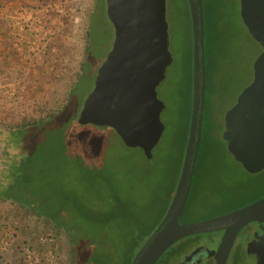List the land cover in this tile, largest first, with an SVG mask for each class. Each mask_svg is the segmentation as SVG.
Returning <instances> with one entry per match:
<instances>
[{"label":"rangeland","instance_id":"rangeland-1","mask_svg":"<svg viewBox=\"0 0 264 264\" xmlns=\"http://www.w3.org/2000/svg\"><path fill=\"white\" fill-rule=\"evenodd\" d=\"M32 1L0 0V19L4 15L11 18L0 46V65L8 63L0 74V104L3 98L25 97L41 102L55 90L61 93L72 82L82 61V37L89 29L86 17L94 0H35L31 4ZM98 2L86 66L77 88L55 116L27 129L20 148L10 145L9 151L11 159L22 156L18 162L24 163L21 171L26 173L27 190L24 201H20L40 212L41 219L55 220L64 230L76 232L81 247L78 264H125L128 249H124L121 239H128L130 225L122 216L117 218L115 210L120 213V209L114 199L119 198L124 209L146 221L147 229L174 196L188 135L192 35L187 0H166L171 62L156 87V99L163 105L159 114L163 132L148 159L140 149L127 148L122 143L120 135L128 128L119 122L118 112L108 121L115 123L116 128L80 122L94 79L110 54L117 33L107 18L104 0ZM202 3L205 114L191 192L180 220L183 224L210 219L264 197V170L248 174L222 143L224 116L251 83L253 63L261 47L241 21L238 0ZM130 14L119 25L126 24ZM1 150L0 143V154ZM88 209L100 213L102 218L115 216L114 222L91 227L83 220L88 217ZM41 219L17 206L0 204V264H30L26 262L27 255L31 264H45L47 250L54 248L53 241L48 240L52 237L50 226ZM211 235L177 242L157 264L166 263L168 255L175 254L182 243L193 239L207 241ZM60 240L55 259L48 264H69V238L61 233ZM191 250L184 249L183 254ZM233 254L234 250L229 263ZM182 255L170 264H176ZM180 264H186L185 259Z\"/></svg>","mask_w":264,"mask_h":264},{"label":"water","instance_id":"water-1","mask_svg":"<svg viewBox=\"0 0 264 264\" xmlns=\"http://www.w3.org/2000/svg\"><path fill=\"white\" fill-rule=\"evenodd\" d=\"M106 1L108 6L116 2L125 7L117 14L113 48L97 72L94 88L86 100L80 122L93 123L106 129L107 121L104 118L97 121V116L89 114L90 108H94L91 113L105 117L111 103L121 97L120 88L126 80L125 97L133 103L129 123H140L141 126L130 136L123 137L122 143L127 148H143L144 155L150 159V151L163 132L159 120L163 105L156 99V87L164 79L166 68L171 62L165 20L166 0ZM238 1L241 21L250 37L261 47V53L253 63L251 83L241 91L234 106L224 116L222 139L234 160L248 174L256 175L264 170V0ZM187 4L192 35V98L183 163L174 196L163 219L137 251L131 264H156L177 242L197 235L212 234L216 237L218 233H222V236L216 249L207 251H212L215 264H225L237 235L245 226L254 223L264 233V197L210 219L188 224L180 221L189 196L201 142L206 87L203 3L202 0H187ZM129 13L126 24L119 25ZM131 57L138 63L124 76L122 69ZM148 104L149 113L143 121L138 122V114ZM120 112L117 118L121 123L123 117L120 120ZM148 134L153 138L152 143L142 141ZM206 246H214V243ZM250 251L251 246L248 245L249 257Z\"/></svg>","mask_w":264,"mask_h":264},{"label":"trees","instance_id":"trees-1","mask_svg":"<svg viewBox=\"0 0 264 264\" xmlns=\"http://www.w3.org/2000/svg\"><path fill=\"white\" fill-rule=\"evenodd\" d=\"M32 1V0H31ZM35 0L32 1L33 4ZM40 2H45V0H40ZM97 0H94L92 4L91 10L89 9L87 13L86 20L88 22L89 29L83 34V50H82V61L77 66V71L73 74L72 82L68 85L64 91L61 93L57 90L51 92L52 96L43 101H35L34 99H27L23 98H13L12 100H8L6 98L2 99V103L0 104V143L2 145V150L0 154V204H9L10 206H17V208L25 210L28 214L41 219L43 215L34 209L31 205L29 206L25 202H21L23 195L26 193L27 190V182H26V173L21 171L24 168L23 162H18L20 157H15V159L10 158V151L9 146L13 145V147L20 148L21 146V137L24 132L33 127L38 126L43 123L45 120L52 118L55 116L57 111L61 109L70 99L71 95L77 88L82 75L84 73V69L86 66V58L89 51V41H90V28L92 19L94 16V9ZM30 4V3H28ZM188 5V4H187ZM30 6V5H29ZM36 9V8H35ZM204 14V10H203ZM188 17L190 23V33H191V22H190V15L188 10ZM8 22H11V18L4 15L0 19V46L2 45L3 39L5 38V31L7 30ZM205 24V19H204ZM4 34V35H3ZM191 51H192V41H191ZM10 52L7 53L8 58L10 56ZM192 57V56H191ZM8 63H2L0 65V74H3L4 68L7 67ZM205 76H206V48H205ZM47 78H51L50 75L46 76ZM52 79V78H51ZM49 82V81H48ZM47 82V83H48ZM191 113V107H190ZM205 114V104H204V113H203V120ZM190 120V114H189ZM189 128V123H188ZM202 143V136L201 142L199 147V152L201 149ZM223 145L226 147L225 142H222ZM186 145V144H185ZM185 151V148H184ZM198 152V156H199ZM197 156V157H198ZM17 158V159H16ZM119 199V198H118ZM117 198L114 199V204L120 209V213L115 210V213H118L116 216H122V218L126 219V222L130 225L128 232V239H121L122 244L124 245V249H128L127 252V259L125 264H131L135 254L147 240V238L151 235V233L155 230L158 224L163 219L168 206L171 201L168 202L164 206L163 211L159 214L158 219L152 222L149 228H145L146 221H142L139 215L132 214V211H127V208L123 207V204ZM24 201V200H22ZM186 209V207H185ZM88 214L85 219L89 225H98V226H108L109 220L110 222H114L115 216L102 218L100 213L94 212L93 210L88 209ZM43 220V219H41ZM46 225L50 226V233L52 234V241H53V248L54 253L60 245V236L61 233H65L69 238V264H78L80 261V239H78L76 232L73 233L71 231L64 230V226L60 225L55 220H43ZM102 229H100L101 231ZM101 233V232H100ZM99 233V234H100ZM75 234V235H74ZM98 234V235H99ZM201 236V235H197ZM212 236V235H211ZM191 242V240H190ZM189 243L186 241L182 243L181 246H186ZM184 249H179L175 254L170 253L168 255V259H166V263L163 264H170V262L182 255ZM161 258L159 259V261ZM159 261L157 263H159ZM156 263V264H157Z\"/></svg>","mask_w":264,"mask_h":264},{"label":"flooded vegetation","instance_id":"flooded-vegetation-1","mask_svg":"<svg viewBox=\"0 0 264 264\" xmlns=\"http://www.w3.org/2000/svg\"><path fill=\"white\" fill-rule=\"evenodd\" d=\"M104 2H105V6H106L107 18H108L109 22L114 27H116L117 22H118L117 14L121 13L125 6L122 4H117L116 2L110 3L108 6L107 1L104 0ZM98 5H99V2L97 0L96 5H95V9L97 8ZM95 9H94V12H95ZM129 59L130 60H128V64H126L122 69V74L124 76L126 74L130 73L133 70V68L135 67V65L138 63V62H135L133 57H131ZM95 79H94V84H95ZM124 81H123V86H121V88H120L122 91V94L120 95L121 97L119 99H115V101H113V103H111L109 110L106 113L105 117H103L102 114L99 115V114L91 113L94 108H90V111H89V114L91 116H97V121H100V119L104 118L107 121L108 128H111L113 125H115V123H110V124L108 123V121H111V118H114L113 114L115 113V111L116 112L122 111L124 114H122L121 112L119 113V114H122L120 120H122V117H123L122 123L126 126V128H128V129H126V131H128V132H125L122 135H120L121 139L123 137L130 136L131 134H133V132L135 131V129L137 127L141 126L140 123H137L135 125H132L129 123L130 112H131L130 109H131V105H133V103L131 101H129V99H127V97H125L126 92H127V88H126L127 84H126V80H124ZM143 110H145V111L143 112ZM143 110H142L141 114L140 113L138 114V117H139L138 122L143 121V119L145 118V115L149 113L150 104H148L146 106V109H143ZM133 112L136 114L135 110ZM111 124H113V125H111ZM152 139H153L152 136L148 134L143 138L142 141H146L147 143H152L151 142ZM158 141H159V139H158ZM157 144H158V142L156 143V145H154L152 147L150 153H152L153 149L157 146ZM136 148L140 149L142 151V153L144 154L143 148H140V147H136ZM191 186H192V183H191ZM190 192H191V188H190ZM190 192H189V196H190ZM189 196H188V199H189ZM188 199H187V201H188ZM250 203H252V202H249L248 204H250ZM248 204H246V205H248ZM186 205H187V202H186ZM244 206H242V207H244ZM234 210H236V209H234ZM234 210H231V211H234ZM231 211H228V212L216 215V216H220V215L229 213ZM259 227H261V226L259 225ZM221 236H222V233H218L216 237L212 236L207 241L204 239H193V240H191V242L187 241L189 243L188 245L181 246L178 249H192V250L189 254H183L181 256L180 260L176 264H180L183 259H185L186 264H215V260H214L213 255H212V251H209L207 253L205 252L206 254L203 253L204 251H199V252L194 254V251L196 249H216V246H217ZM236 240H237V244H235ZM211 242L214 243V246H206L208 243H211ZM248 245L251 246L250 257L247 254ZM233 250H234V254H233L231 261L229 263L228 260H229L231 253L233 252ZM228 263L229 264H264V233L260 229H257L256 225L254 223H251V224H248L247 226H245L237 235L225 264H228Z\"/></svg>","mask_w":264,"mask_h":264},{"label":"built area","instance_id":"built-area-1","mask_svg":"<svg viewBox=\"0 0 264 264\" xmlns=\"http://www.w3.org/2000/svg\"><path fill=\"white\" fill-rule=\"evenodd\" d=\"M48 240L52 241V238L50 237ZM54 254H55L54 250L49 247V249L47 250L45 254L46 255L45 264H48L49 262L50 263L53 262V260L55 259ZM28 260H31L29 255H27L26 257V262L31 264V261H28Z\"/></svg>","mask_w":264,"mask_h":264}]
</instances>
